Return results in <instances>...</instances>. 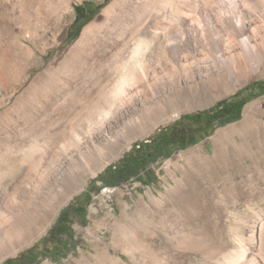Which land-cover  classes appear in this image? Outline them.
I'll return each mask as SVG.
<instances>
[{"label":"bare ground","instance_id":"6f19581e","mask_svg":"<svg viewBox=\"0 0 264 264\" xmlns=\"http://www.w3.org/2000/svg\"><path fill=\"white\" fill-rule=\"evenodd\" d=\"M69 2L0 0V108L30 77L15 76L22 59L31 62V73L43 70L39 76L48 85L66 92L64 106L84 111L89 124L82 137L72 132L69 145L61 146V155L47 169L51 176L44 189L42 182L21 180L19 174L11 175L10 183L0 177V260L41 234L60 203L35 216L39 200L53 193L52 185L73 175L93 149L119 144L128 126L131 130L139 122L154 120L152 127L168 123L182 107L232 94L250 78L264 76V0H112L102 11L103 19L87 26L71 51L62 55L60 67L69 63L77 76L56 83L49 79L56 74L55 61L47 67L45 63L61 45L58 26L69 13ZM52 6L59 11L53 28L43 21L39 26L38 19L28 16L29 9L40 12ZM19 23L26 27L20 40L13 29ZM7 39L18 54H10ZM10 59L13 63L5 67ZM213 146L210 155L197 147L175 161L180 175L172 173L174 184L167 195L161 201L153 196L154 203L142 202L132 211L133 234L113 238L121 256L115 261L99 258V264H264V211L255 217L239 209L244 194L236 178L226 174L231 166L238 174L245 172L254 154L264 167V110L248 106L244 122L218 132ZM121 151L109 152L91 175ZM73 187L70 199L83 191L85 182ZM228 221L234 246L222 231Z\"/></svg>","mask_w":264,"mask_h":264},{"label":"rangeland","instance_id":"374dc122","mask_svg":"<svg viewBox=\"0 0 264 264\" xmlns=\"http://www.w3.org/2000/svg\"><path fill=\"white\" fill-rule=\"evenodd\" d=\"M111 1L70 0L66 3L69 13L63 15L60 21L63 24L58 26L63 30L61 29L60 34L56 33L61 45L55 46L46 58L45 67L55 61L56 74L49 75V79L58 83L62 77L71 80L77 76L78 73L72 72L69 63L68 66L60 67L62 55L71 51L87 26L97 19H103L102 11ZM28 16L38 19L39 26L45 22L53 28L58 22L59 11L53 6L43 8L40 12L32 8L29 9ZM23 25L19 23L13 26L19 40L26 32ZM7 42V48L12 49L10 54L12 51L13 54L20 52L10 39ZM12 63L11 60L5 67ZM29 63L31 62L26 63L20 59L21 67L15 76L30 77L26 85L0 108V177L3 179L2 183H10L11 177L19 174L21 180L42 182L44 189V184L51 176L47 169L61 155L62 147L69 145L72 132L82 137L89 124L85 122L84 111L64 106L66 92L48 85L39 76L43 70L37 74L31 73ZM66 88L68 91L69 87ZM2 97L4 99L6 95ZM242 102L245 105L238 114V105ZM198 103L182 107L174 120L158 124L159 126L152 127L154 120L142 123L144 125L139 122L131 130L128 126L122 132L119 144L105 145L101 150L93 149L89 152L85 159L78 162L73 175L66 176L59 186L52 185L53 193L39 200L35 216L44 215L50 211L52 204L60 203L51 222H47L41 234L36 233L29 243L20 246L13 255L0 260V264H99V258L108 257L115 261L121 256V250L113 238H130L133 234L130 223L132 211L142 202L147 205L154 203L153 196L161 201L167 195L170 183L174 184L172 173L180 175L175 161L197 147L203 149L205 154H212L213 140L218 132L243 123L248 106L256 104L264 110V76L250 78L242 86H237L232 94L220 98H204ZM159 113L154 112L157 116L161 114ZM127 143L132 147L130 150L124 148ZM118 149L122 150V154L106 168L99 170L96 176H92L91 171L98 168L102 158L109 152L116 154ZM250 161L248 160L252 167L245 172L238 174L235 167L231 166L226 174L236 178L244 194L237 207L241 210L248 209L250 214L259 217L264 211L263 160H258L254 154ZM228 162L233 164L236 161L230 159ZM81 182H85L83 191L72 199L68 198L73 186ZM111 187L117 188V191L110 196L104 190ZM222 231L226 240L234 246L233 227L229 221L224 224ZM122 256L129 261L127 256ZM186 264L198 263L194 261Z\"/></svg>","mask_w":264,"mask_h":264},{"label":"built area","instance_id":"2783aa9c","mask_svg":"<svg viewBox=\"0 0 264 264\" xmlns=\"http://www.w3.org/2000/svg\"><path fill=\"white\" fill-rule=\"evenodd\" d=\"M116 191H117V188H115V187L105 188V190H104V192L110 196L114 195L116 193Z\"/></svg>","mask_w":264,"mask_h":264},{"label":"trees","instance_id":"16d2710c","mask_svg":"<svg viewBox=\"0 0 264 264\" xmlns=\"http://www.w3.org/2000/svg\"><path fill=\"white\" fill-rule=\"evenodd\" d=\"M244 105H245V103L244 102H242V103H239V108H238V111H237V113L238 114H240V112H241V109H242V107H244ZM221 118H224V117H221Z\"/></svg>","mask_w":264,"mask_h":264},{"label":"water","instance_id":"95a60500","mask_svg":"<svg viewBox=\"0 0 264 264\" xmlns=\"http://www.w3.org/2000/svg\"><path fill=\"white\" fill-rule=\"evenodd\" d=\"M131 148H132V147H131ZM131 148H130V149H131ZM130 149H129V150H130Z\"/></svg>","mask_w":264,"mask_h":264},{"label":"flooded vegetation","instance_id":"af4514ba","mask_svg":"<svg viewBox=\"0 0 264 264\" xmlns=\"http://www.w3.org/2000/svg\"><path fill=\"white\" fill-rule=\"evenodd\" d=\"M163 141V140H162Z\"/></svg>","mask_w":264,"mask_h":264}]
</instances>
